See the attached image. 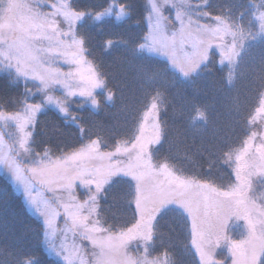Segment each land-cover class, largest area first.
Instances as JSON below:
<instances>
[{"label":"rangeland","instance_id":"374dc122","mask_svg":"<svg viewBox=\"0 0 264 264\" xmlns=\"http://www.w3.org/2000/svg\"><path fill=\"white\" fill-rule=\"evenodd\" d=\"M210 1L149 0L146 14L148 31L143 48L166 59L183 76L196 73L212 52L219 53L221 61L229 62L227 64L231 66L230 63L238 64L242 58L249 59V43L264 39L263 7L247 0H226L224 2H229V6L222 7L225 13H221ZM105 9L110 11L103 9V14L96 20L110 16L121 20L127 14V10L115 0ZM67 19L75 27L84 16L76 18L69 10ZM83 47L86 51L84 44ZM84 56L85 53L80 52V57ZM261 56L262 52L255 55L254 66L258 70L241 75L257 86L256 94L259 93L260 97L254 101L257 105L251 116L250 134L243 145L240 141L238 143L240 149L234 180L223 187L231 193L228 196L217 197L211 189L213 186L222 187L181 175L165 161L154 160L153 147L161 139L162 132L157 100L151 101L142 112L132 141L121 143L113 150H103L95 139V151L90 152L83 145L58 159L40 160L31 168L20 162L17 153L29 149V145L26 148L22 145L23 134L14 131L25 123L23 116L5 117L0 121V172L22 194L29 211L42 221L44 216L38 208L45 214L53 209L63 214L64 203L84 202L85 213L95 203L99 211L102 189L115 177L130 179L135 185L136 221H140V228L124 235L121 233L125 229L116 233H97L95 246L81 240L77 233L75 239L83 246L92 264L101 256L109 264H169L165 253L150 254L156 219L167 208L186 217L187 232L194 250L189 248L188 251L193 254L196 264H264V64L258 63ZM84 64L94 66L98 82L87 89L90 94H77L76 98L85 100L96 109L101 103L99 92L105 91V81L88 56ZM92 70L90 67L89 71ZM1 73L13 77L14 69L0 66ZM21 81L25 83L23 78ZM104 93L106 100H112V93L107 90ZM245 95L244 92V101L247 100ZM11 104L9 106L20 108L19 99ZM32 128V124H26V130ZM68 184L74 186L66 192L71 197L70 201L60 204L51 199L50 189ZM93 196L97 197L95 202L91 199ZM32 199H35V205L31 203ZM59 223L62 227L64 221ZM57 237L55 242L60 247L62 241L71 245L74 234L61 231ZM45 248L48 251L46 245ZM183 248H188L187 242ZM48 253L64 264L63 255Z\"/></svg>","mask_w":264,"mask_h":264},{"label":"trees","instance_id":"16d2710c","mask_svg":"<svg viewBox=\"0 0 264 264\" xmlns=\"http://www.w3.org/2000/svg\"><path fill=\"white\" fill-rule=\"evenodd\" d=\"M112 1L74 0L77 9L93 13L84 16L79 32L87 56L104 79L105 91L112 93V100H106L105 91H101L100 106L93 109L85 100L75 98L71 113L76 120L68 117L67 123L54 107H48L38 115L29 149L17 152L20 162L31 168L40 160L58 159L95 139L101 149L113 150L135 138L142 112L157 100L162 132L153 147L154 160L165 161L181 175L227 187L234 180L238 143L243 145L250 134L251 116L257 105L254 101L260 97L257 86L241 75L258 70L254 60L260 52L258 63L264 64V39L249 43V59L242 58L231 66L221 61L219 53L212 52L196 73L183 76L166 59L143 48L149 0H115L126 6V17L96 20L94 14ZM224 1L210 3L225 13L222 7L229 6V2ZM247 1L264 9V0ZM11 76L0 74V109L7 111L18 108L9 105L20 100L24 86L22 81L20 86L10 83ZM70 186H58L48 194L60 204L70 201L66 193L74 187ZM99 213L103 226L111 233L134 224V183L121 176L113 178L101 191ZM187 226L186 217L176 210H162L156 219L150 254L165 253L169 264H196L188 251L192 246ZM43 230V221L29 211L22 194L0 172V264H62L46 250ZM186 242L188 248L184 250Z\"/></svg>","mask_w":264,"mask_h":264},{"label":"snow or ice","instance_id":"6c2138e0","mask_svg":"<svg viewBox=\"0 0 264 264\" xmlns=\"http://www.w3.org/2000/svg\"><path fill=\"white\" fill-rule=\"evenodd\" d=\"M69 10L76 18L93 14L91 10L77 9L74 0H0V66L14 69L10 83L20 86L21 78L25 81L20 108L13 112L0 109V121L5 117L23 116L25 123L14 131L23 134L22 145L25 148L34 137V124L38 122L41 112L53 106L66 118V123L68 117L75 121L76 117L71 113V101L77 94H90L87 89L98 82L94 66L84 64L87 56L84 41L79 25L73 27L72 21L67 19ZM103 11L96 12L95 18L98 19ZM80 52H84L85 56L80 57ZM90 67L92 71H89ZM26 124H32L33 128L26 130ZM80 139L83 144L84 137ZM84 147L91 152L96 150L97 145L92 141ZM211 192L217 197L231 194L227 189L214 186ZM91 199L95 202L97 197ZM31 203L35 205V199ZM62 207L63 214L55 209L45 214L38 208L44 216L42 236L48 251L63 255L64 264H92L75 235L78 233L81 240L95 246L97 233L109 231L103 226L98 206L94 203L87 213L84 212V202L64 203ZM60 220L64 221L62 227ZM139 228L138 220L121 235L131 234L133 229ZM61 231L74 234L71 245L62 241L60 247H57L55 241L57 233ZM94 264L109 262L101 256Z\"/></svg>","mask_w":264,"mask_h":264},{"label":"crops","instance_id":"0c3cea01","mask_svg":"<svg viewBox=\"0 0 264 264\" xmlns=\"http://www.w3.org/2000/svg\"><path fill=\"white\" fill-rule=\"evenodd\" d=\"M108 95V94H107ZM109 97V96H108Z\"/></svg>","mask_w":264,"mask_h":264}]
</instances>
